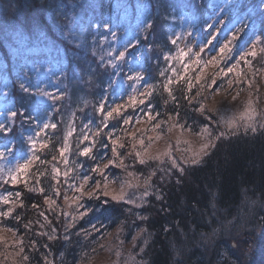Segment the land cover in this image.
Masks as SVG:
<instances>
[{
	"label": "rangeland",
	"instance_id": "1",
	"mask_svg": "<svg viewBox=\"0 0 264 264\" xmlns=\"http://www.w3.org/2000/svg\"><path fill=\"white\" fill-rule=\"evenodd\" d=\"M62 1L65 4L68 3L69 9L73 11L76 2H68V0L60 2ZM89 1L90 3H80L81 5L77 9V16L80 17L78 21L71 19L62 24L59 32L62 33L64 44L45 34L41 35L43 40L38 39L36 36L44 29L35 17L27 18L21 13L18 16L19 14L11 11L7 21H0V37L6 45L12 47L10 51L13 54H20V61L16 68L18 69L20 65V68L26 71L25 73H30L29 76L33 80L25 81L26 84L32 82V89L25 87L27 89L25 91L21 87V82L24 80L22 75L15 81L11 77L15 76L17 72H10L9 85L5 80L2 82L0 75V111H4L0 114L3 115L0 125H4V121L7 119L9 121L7 129H10V131H0V152L3 153V156H0L1 176H4L7 181L10 180L11 185L26 180L28 173L19 175L16 182L13 183L9 172L14 170L17 164L23 163L24 159L31 156L29 137H34L37 140L38 148L40 143H44L43 137L46 129L41 130L44 123L56 124L55 129H58L64 138L71 131L73 135L68 136L69 150L64 153L66 165L59 183V195L56 194L57 197L54 199L56 203L52 207L55 208L58 204L60 210L65 212L67 219H72L73 216L80 217L79 214L88 209L89 197L87 193L99 191L103 194L104 177L99 173L92 172L91 168L96 163H100L103 167L108 159L113 158L111 149L112 141L115 140L117 152L120 159L123 160L124 166H110L105 170V175L109 182L108 191L113 194H119L120 187L124 184L125 200L115 201L110 196L106 198L118 202L120 205L128 206V212L132 214L130 225L132 232L125 229L123 224L109 228L108 223L99 220L94 222L87 227L88 234H93V237L87 243L88 248H84L77 254L78 258L75 264H145V247L149 240V232L138 221L147 217L142 213V209L147 206L148 197L156 194V184L151 182L153 176H142L135 170V166L126 163L128 155L130 152L134 154V151H141L146 161L154 160L159 163L162 169L171 171L168 173L170 176L172 171L178 174L182 173L179 168L186 167L187 164L191 165V163H185L184 160L189 159L199 151L201 145L208 142L209 137L201 134V129L205 126L210 129L213 143L216 141L214 138L220 132L232 134L224 123L227 119L235 117L236 130H245L240 116L248 107L249 102L257 113V129H264V127H260L261 124H264V53L261 52V49H264V6H259L261 0L255 1L252 7L248 3L240 2L239 6L245 4L242 8L245 9V14L243 12L240 15L241 18H238L236 11L229 5L230 0H209V12L207 16L203 17V8L200 5L202 0H175L174 7L186 5V8L183 9V13L179 11L174 18V27L171 30V47L167 49L163 47V50L156 47L149 54L153 64L152 74H148V66L146 62L144 63V58L137 55L136 49L119 46L122 34L120 31L104 28L105 24L99 30L97 28L88 30L90 21L94 20L99 11V2ZM123 3L119 2L117 7H125L126 5ZM158 5L159 0H155L154 11L159 10L160 5L159 7ZM131 8L129 6V9ZM134 9L138 12L144 11L139 4L134 6ZM85 11H87V15ZM12 19L15 20L13 23ZM48 19L52 29L57 27L51 15ZM145 20V17L136 16L128 22V26L145 22ZM257 20H259L258 28L255 29ZM260 23L263 27L260 26ZM76 27H79V30L75 31ZM238 29L239 31H237ZM244 30H248L249 33H243ZM103 31L107 32L109 37L104 38ZM85 33L89 34L94 42L97 40L99 47L97 50L91 51L88 57L80 56L83 61V64L80 65V59L78 58L76 62V57L84 49L83 36L85 37ZM233 35H235V40L229 45L232 51L221 59L219 48ZM246 35L249 37L246 38ZM8 37H15L13 41L16 42V45ZM173 40L176 41L175 44L172 43ZM209 40H212L211 44L208 43ZM68 45L69 47H67ZM253 45L257 55L255 58L247 56L245 59L248 63H246L240 57ZM131 46L130 43L128 47ZM201 47L204 49L202 52L200 51ZM189 48H191L190 52ZM178 49L184 51L183 59L175 58L178 55ZM104 51L107 57L105 62ZM120 52H125L123 59H118ZM129 56L132 57L129 58ZM166 56L169 58L165 59ZM213 57L220 62L207 64ZM197 60H200L201 63L197 64ZM106 63L109 65L108 70L111 72L112 79L105 89L97 114L88 94L94 89L93 87L97 86V82L101 81V76L107 74ZM229 68H232L233 71L229 72ZM225 73L227 74L225 75ZM137 74L142 75L143 79H135ZM154 74L156 75L155 80L150 82L149 79ZM197 77L200 79L197 80ZM213 80H215L214 84ZM177 83L188 88L191 84L190 90L195 89L194 96L198 95L201 98L204 108L208 111L207 118L211 117V119L208 118L207 125L197 130L187 127L181 131L180 127H173V125H179L175 117H171V121H164V125L163 120L157 118V115L152 112L153 106L147 102L150 96L146 95V90L152 93L156 87L163 89L165 85L169 87ZM22 91H24L25 97L23 96L21 101H28L27 109L22 110L24 116L10 117L9 109L12 104L9 102L17 100L16 96L20 95ZM43 93L50 95L46 96ZM133 96L136 97L134 105L130 100V97ZM141 99L144 100L143 104L139 103ZM30 105L31 108H29ZM41 105H43V109H39L34 116L30 115L29 112ZM117 105L121 106L120 117L115 116L114 113L115 118L105 121L106 113ZM149 114L151 119H149ZM124 118H131L130 123L124 124ZM25 130L24 136L21 131ZM51 130L54 129L51 128ZM76 130L78 131L74 136ZM37 133L39 136L36 135ZM22 135L23 141L18 143L17 140ZM84 136H87L88 139L84 140ZM141 139L143 145L139 143ZM177 140L180 141L179 145H177ZM105 144L106 148L103 147ZM91 145H94L92 154L97 157L95 161L90 157L78 154L84 147ZM133 145H135V149ZM19 151L23 152L19 154ZM169 151L171 157L176 159L179 168L172 167L171 159L165 155ZM156 156H159V159H149V157ZM100 157H104V159L101 160ZM134 160H137L135 156ZM118 169L122 174L115 172ZM65 173L67 176L64 175ZM128 173H133V176H129ZM85 175L90 177L89 185L84 189L85 195L69 206L70 201L64 199L65 195L70 199L78 195L74 192L73 187L79 186ZM146 178L149 179L148 195L143 196ZM96 181L101 183L100 190L95 189ZM126 181L139 184V187H128ZM0 187H4V185H0ZM3 198H7L8 203H5ZM17 198L15 193L8 191V188H0V212L9 211V206L16 203ZM59 198L60 203H57ZM129 200L132 202H126ZM259 202L256 201V203ZM77 205H82V207L78 208ZM261 206L262 208H249L242 220L238 222L239 224L236 219H232L225 225L223 224V229H221L223 232H220L219 228L214 230L216 236L211 233L208 237L207 235L205 238L203 237L202 241L208 250L209 264H261L264 262V215L262 214L264 213V202L261 203ZM1 218L2 216H0V264H19L18 260L23 259L19 236L14 229L7 227ZM77 249L80 251L81 247ZM224 261L225 263H223ZM49 263L56 264V262H52V259Z\"/></svg>",
	"mask_w": 264,
	"mask_h": 264
},
{
	"label": "trees",
	"instance_id": "2",
	"mask_svg": "<svg viewBox=\"0 0 264 264\" xmlns=\"http://www.w3.org/2000/svg\"><path fill=\"white\" fill-rule=\"evenodd\" d=\"M60 1L0 0V21H7L11 11L19 14L18 16L21 13L27 18L35 17L44 29L36 36L38 39L43 40L41 35L45 34L64 44L62 33L59 32L62 24L71 19L78 21L80 17L77 16V9L81 5L80 3H90V1L68 0V2H76L73 11L69 9L68 3ZM255 1L258 0H230L229 5L236 11L237 17L241 18L240 15L243 12L245 14V9H242L245 4L239 6L240 2L248 3L252 7ZM95 2H99V11L94 20L90 21L88 30L94 28L99 30L105 24L104 28L120 31L122 34L119 46L136 49L137 55L143 57L144 63L146 62L148 66V74H152L153 60L149 54L156 47H160L162 50L163 47L165 49L171 47V30L174 27V18L179 11L183 13L186 5L174 7L175 0H159V10L154 11L155 0H96ZM119 2H124L123 4L126 6L117 7ZM260 2L259 6H264V0ZM201 3L204 17L209 12V0H202ZM138 4L143 7L144 11H135L134 6ZM129 6L132 8L129 9ZM85 14H88L87 11ZM50 15L57 24L55 25L57 27L53 28L54 30L48 19ZM136 16L145 17V22L131 24L129 27L128 22ZM85 18L87 17L85 16ZM13 21L15 20L12 19V23ZM258 22L259 20L256 21L255 29L258 28ZM148 23L151 24V28L145 30V25ZM106 25L107 27H105ZM260 26H262L261 23ZM77 30L79 27H76L75 31ZM103 32L105 33L104 38L109 37L107 32ZM243 33L248 34L249 32L244 30ZM248 37L249 35H246V38ZM83 38L84 49L76 57V62L78 58L80 59V65L83 64L80 56L88 57L91 51L93 52L99 47L97 40L94 42L89 34L85 33ZM8 39L13 41L15 37H8ZM130 43L132 46L128 47ZM14 44L16 45V42ZM11 49L12 47L6 45L0 37L2 82L5 80L9 85L8 78L11 77L10 72L13 71L17 72L15 76L11 77L13 80L17 81L21 75L24 78L21 82L23 90L26 89L25 87L32 89V82L25 83V81H33L29 76L30 73H25L26 71L20 68V65L18 69L16 68L20 61V54L18 53V56L13 54ZM100 56H102L101 53ZM103 56L105 62L107 59L105 51ZM131 57L129 56V58ZM106 64V70H108L109 65ZM155 77L154 74L149 79L150 82L154 81ZM111 79L112 75L108 70L107 74L101 76V81L97 82V86L93 87L94 89L88 94V98L91 99L92 105L95 107V113L97 110L99 112L103 94ZM34 90L36 89L34 88ZM169 91L171 95H169ZM194 92V88L189 90L181 83L172 84L167 89L156 87L152 90V95L147 102L153 106L152 112L157 115V118L163 120L164 125V121H171V117H175L177 124L183 125L184 129L192 127L197 130L208 124L206 115L208 111L205 109L204 113H201L198 110L203 102L198 95L194 96ZM23 96L25 97L24 91L16 96L17 100L9 102L12 104L10 109L7 107L9 111L17 112L18 117H23L24 115L20 113L25 108L27 109L28 101H21ZM39 109H43V105L28 112L34 116ZM3 112L0 111V114ZM2 116L0 115V119ZM4 127L6 130L9 128L7 119L4 121ZM77 131L74 132V136ZM21 132L25 136L26 130ZM23 135L17 140L18 143H22ZM43 138V141L48 143V147L36 152L39 160L34 162L25 181L22 180L18 184L11 185L10 180L7 181L4 176H1L2 170L0 169V185H4L5 189L8 188L9 192L15 193L18 197L16 203L9 206L12 209L11 215L2 216L1 219L19 236V246L23 254V259L18 260L19 264H50V259L56 264H75L78 258L77 254L84 248H88L87 243L93 237V234H88L87 227L89 225L99 220L108 223L109 228L123 224L125 229L132 232V228H130L132 214L128 212L127 205L113 202L99 191L95 192L94 198H88V209H92V211L82 218L76 217L75 221L73 218L67 219L65 212L60 210L58 204L55 208L49 207L45 203V198L54 200L57 197L56 190L59 189L62 171L66 165L65 156H61L59 151L63 146L64 135L58 129L47 128ZM15 139L18 138L15 137ZM214 144V147L207 150V154L203 156L200 163L187 164L186 167H183L184 172L178 174L172 171L171 176L168 174L171 171L162 169L159 163L154 160H147L145 164H140L138 160H134L135 153L129 151L126 163L135 166V170L142 176H153L151 182L156 184V194L148 197L147 206L142 209V213L147 217L138 221L149 232V240L145 247V264H209L208 250L202 241L203 237L205 238L206 235L208 237L211 233L216 236L214 230L219 228L220 232H223L221 230L223 224L225 225L232 219H236L239 224L238 222L251 207L253 209L262 208L261 203L264 202V129L258 128L256 132L236 130L235 134H227L216 140ZM19 152L21 154L23 151ZM54 169L59 170L58 175L54 173ZM115 172L122 174L120 169ZM153 173L155 174L153 175ZM33 188H43L44 192L31 191ZM105 200H107V205L104 203ZM256 201L260 202L256 203ZM57 203H60V198ZM33 205H37V207H33ZM40 213H44V215L42 216ZM262 214L264 215V213ZM138 222L137 224H139ZM50 236L53 238L49 239ZM78 247H81L80 251H77Z\"/></svg>",
	"mask_w": 264,
	"mask_h": 264
},
{
	"label": "snow or ice",
	"instance_id": "3",
	"mask_svg": "<svg viewBox=\"0 0 264 264\" xmlns=\"http://www.w3.org/2000/svg\"><path fill=\"white\" fill-rule=\"evenodd\" d=\"M221 23H222V21H221ZM105 27H107V25ZM209 27H212V26L209 25ZM147 28H151V24L150 23L145 25V30ZM237 31H239V29ZM113 35H115V33H113ZM145 39H147V36H145ZM213 39H216V38L213 37ZM257 39H259V38H257ZM234 40H235V35H233L231 39H229L226 43H224V44H222L220 46L219 54L221 56V59H223L224 56H226L227 54H229L232 51V49L229 47V45ZM172 43L175 44L176 41L173 40ZM208 43L211 44L212 40H209ZM203 50H204L203 47H201L200 51L202 52ZM190 51H191V48H189V52ZM261 52L264 53V49H261ZM184 55H185L184 51L178 49V55L175 58L176 59H183ZM256 55H257V52L255 50V46L253 45V47L249 51H247V52L243 53V55H241L240 59L241 60H245V62L248 63V61L245 58L247 56H252L253 58H255ZM124 56H125V52H120L118 59H123ZM168 58L169 57H167V56L165 57V59H168ZM219 62H220L219 60H216V58L213 57L212 60L207 62V64H211V63H217L218 64ZM196 63L200 64L201 61L197 60ZM207 64H205V67H207ZM237 64H239V61H237ZM233 67H235V66H233ZM228 71L231 72V71H233V69L229 68ZM226 74L227 73H225V75ZM129 79H132V77H129ZM135 79H137V80L143 79V76L140 75V74H137ZM199 79H200V77H197V80H199ZM212 83L214 84L215 80H213ZM21 87L23 88V85H21ZM165 88L167 89V85H165ZM190 89H191V84H189V90ZM25 91H27V89H25ZM43 95L49 96L50 94L43 93ZM146 95L147 96H151L152 95L151 91H147L146 90ZM169 95H171L170 91H169ZM50 98L56 99L57 97H50ZM130 100L132 101L133 105L136 103V97L135 96L130 97ZM139 103L143 104L144 100L141 99L139 101ZM198 110L201 113H204L205 108H204L203 103H201L200 108ZM114 113H115V116H117V117L121 115V106L120 105H117L115 108L110 109L106 113V115L104 116V120L107 121L109 118H115L114 117ZM20 114L23 115V112H21ZM16 115H17V112H15V111H11L9 113L10 117H15ZM256 116H257V113H256L255 109L252 107L251 102H249L248 107H246L244 113H242L241 116H240V120L243 121V127L245 128L246 131L249 130V129L252 132H256L257 131ZM151 118L152 117L149 114V119H151ZM208 118L211 119V117H208ZM130 119L131 118H124L123 123L124 124H129L130 123ZM137 122H139V120H137ZM224 123L227 125L228 130L230 132H232V134H235V131H236V128H237L236 118L233 117L231 119H227V120L224 121ZM56 127H57V125L54 124V123H51V124L50 123H44L41 130L43 131L44 129H47V128L55 129ZM173 127H180L181 131H183V125H173ZM260 127H264V124H261ZM7 130L10 131V129H7ZM0 131H6L4 125H0ZM71 134H72V132L69 131L67 133V135L65 136V138H64V144L59 150L61 156H63L64 153L69 150L68 136H70ZM201 134L209 137L208 142L204 143L203 145H201L199 151L194 153L189 159H185L184 160L185 163H191L192 165H196V164L200 163L202 158H203V156L207 154V150L210 147H214L215 146V144L212 142L210 129L207 126H205L204 128L201 129ZM36 135L39 136V133H37ZM97 135H99V132H97ZM226 135H227L226 132H220L219 135H217L214 139L219 140L221 137L226 136ZM83 139L87 140L88 137L84 136ZM29 141H30L31 156H29L26 159H24L23 163L17 164L16 168L14 170H10V172H9V175L11 176L13 183L16 182L17 177L19 175L28 173L30 167L34 164V162L39 160V156L36 155V152L38 150H42V149H45V148L48 147V143L44 142V143H40L39 144V149H38L37 148V140L34 137H29ZM139 143L141 145H143V140L141 139L139 141ZM185 143H187V141H185ZM179 144H180V141L177 140V145H179ZM112 145L113 146H112L111 151H112V157L113 158L108 159L107 163L103 164V167H101L100 163H96L95 166L91 168V171L95 172V173H99L101 176L104 177V185H103L104 191H103V195L105 197L110 196L112 200L124 201L125 200L124 184L121 185L119 194H113L112 192L108 191V183L109 182H108L107 176L105 175V170L108 169L110 166H113V165L116 166V167H123L124 166V162H123L122 159H120L119 153L117 152V146H116V141L115 140L112 141ZM93 146L94 145L84 147L82 150L79 151L78 154L81 155V156L90 157L94 161L97 160V157L92 154V147ZM103 147L106 148L107 145L105 144V145H103ZM120 147H123V145H120ZM133 148L135 149V145H133ZM144 151L146 152V149ZM165 155L169 156V158L171 159L172 167L179 168V165L177 164L176 159L171 157L170 151L166 152ZM0 156H3L2 152H0ZM135 157L139 161L140 164H145L147 162L143 158V153L141 151H135ZM54 159H55V157H54ZM100 159L103 160L104 157H100ZM149 159H159V156L149 157ZM117 160H119V163H117ZM41 163H43V161H41ZM179 170L181 172H183V168H179ZM53 171H54V173H56V175L59 174V170L58 169H54ZM154 174L155 173H153V175ZM64 175L67 176V173H65ZM128 175L129 176H133V173H128ZM53 178L54 179L56 178L55 175H54ZM89 180H90V177L85 175L82 178V183L79 186H74L73 187L74 192L78 193V195H75V196L71 197V199L67 195H65L64 199L66 201H70L69 206H71L72 204H74L77 201H79L85 195L84 189H85L86 186L89 185ZM125 183L127 184L128 187H139V184H133L131 181H126ZM144 184H145V191L143 193V196H147L148 195L147 187L149 186V179L148 178H146L144 180ZM95 189L96 190H100L101 189L100 181H96L95 182ZM31 191H39L40 193H43L44 189L43 188H39V189L33 188V189H31ZM56 194L59 195V189L56 190ZM87 195L91 199L95 195V192L94 191L88 192ZM17 196H19V193H17ZM143 196L141 197V199L143 198ZM3 199H4L5 203H8L7 198H3ZM126 202L131 203L132 201L129 200V201H126ZM45 203L48 204L49 207H51L56 202L54 200H51L50 198L46 197L45 198ZM104 203H107V200H105ZM21 206H23V205H21ZM33 207H37V205H33ZM77 207L78 208L82 207V205H77ZM89 211H92V209H86L84 212L79 214L80 217L82 218ZM11 212H12V209H9V211H7V212H0V216H9V215H11ZM40 215L43 216L44 213H40ZM45 219H47V217H45ZM75 219H76V217L73 216V221H75ZM53 231H55V230H53ZM52 238H53L52 236L49 237V239H52ZM25 259H27V257H25Z\"/></svg>",
	"mask_w": 264,
	"mask_h": 264
}]
</instances>
